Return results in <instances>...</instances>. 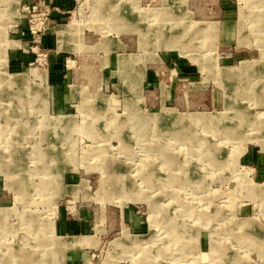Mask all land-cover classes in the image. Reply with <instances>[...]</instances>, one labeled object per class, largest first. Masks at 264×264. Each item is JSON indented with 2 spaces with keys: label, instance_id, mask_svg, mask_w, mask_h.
Masks as SVG:
<instances>
[{
  "label": "rangeland",
  "instance_id": "obj_1",
  "mask_svg": "<svg viewBox=\"0 0 264 264\" xmlns=\"http://www.w3.org/2000/svg\"><path fill=\"white\" fill-rule=\"evenodd\" d=\"M59 254L264 264V0H0V264Z\"/></svg>",
  "mask_w": 264,
  "mask_h": 264
},
{
  "label": "crops",
  "instance_id": "obj_2",
  "mask_svg": "<svg viewBox=\"0 0 264 264\" xmlns=\"http://www.w3.org/2000/svg\"><path fill=\"white\" fill-rule=\"evenodd\" d=\"M131 224L132 225H137L136 224V220H132V222H131ZM68 227H70V226H68ZM79 243V244H76V245H73L74 243ZM73 243V244H72ZM72 243H67L68 245L70 244V245H72V246H76V247H83V246H89L90 245V241L89 240H87V239H84V241H75V242H72ZM67 244H64V243H62L61 245H62V247L63 248H65L66 246L65 245H67ZM75 258H76V255L75 256H73V258L71 257L70 258V260L69 261H67V263L68 264H74L75 263ZM59 260H57V262L55 263V264H62V263H64V257H63V255H60V257L58 258Z\"/></svg>",
  "mask_w": 264,
  "mask_h": 264
},
{
  "label": "bare ground",
  "instance_id": "obj_3",
  "mask_svg": "<svg viewBox=\"0 0 264 264\" xmlns=\"http://www.w3.org/2000/svg\"><path fill=\"white\" fill-rule=\"evenodd\" d=\"M5 216V215H4ZM40 240V239H39ZM66 240V239H65ZM76 241V240H75ZM70 242V241H69ZM73 244V243H72ZM76 244H79V243H74L73 245H76ZM60 245V244H59ZM68 245V244H67ZM80 245V244H79ZM70 246V245H69ZM136 246V245H135ZM60 247V246H59ZM125 247H126V245H125ZM66 248V247H65ZM222 248V247H221ZM219 250V249H218ZM221 250V249H220ZM201 252V251H200ZM220 252V251H219ZM60 253H62V252H60ZM6 255V254H5ZM60 255V254H59ZM58 256V255H57ZM224 256V255H223ZM205 257V256H204ZM59 258V257H58ZM221 258H223V257H221ZM27 260V259H26ZM59 260V259H58ZM222 260V259H221ZM60 261V260H59ZM50 262V261H49ZM17 264V263H16Z\"/></svg>",
  "mask_w": 264,
  "mask_h": 264
}]
</instances>
